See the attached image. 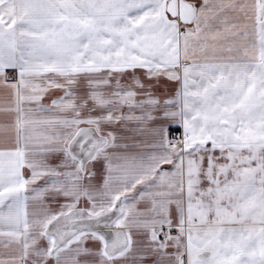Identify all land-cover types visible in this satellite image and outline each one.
I'll use <instances>...</instances> for the list:
<instances>
[{
    "label": "snow or ice",
    "instance_id": "snow-or-ice-1",
    "mask_svg": "<svg viewBox=\"0 0 264 264\" xmlns=\"http://www.w3.org/2000/svg\"><path fill=\"white\" fill-rule=\"evenodd\" d=\"M0 264H264V0H0Z\"/></svg>",
    "mask_w": 264,
    "mask_h": 264
}]
</instances>
